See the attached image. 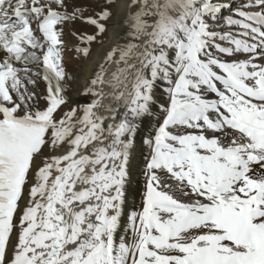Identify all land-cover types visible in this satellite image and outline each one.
Listing matches in <instances>:
<instances>
[{"label": "snow or ice", "instance_id": "snow-or-ice-1", "mask_svg": "<svg viewBox=\"0 0 264 264\" xmlns=\"http://www.w3.org/2000/svg\"><path fill=\"white\" fill-rule=\"evenodd\" d=\"M0 264H264V0H0Z\"/></svg>", "mask_w": 264, "mask_h": 264}, {"label": "bare ground", "instance_id": "bare-ground-1", "mask_svg": "<svg viewBox=\"0 0 264 264\" xmlns=\"http://www.w3.org/2000/svg\"><path fill=\"white\" fill-rule=\"evenodd\" d=\"M71 2L76 4L75 0H71ZM66 34H70L69 28L65 29V36H66ZM114 40H115L114 30L110 26L108 32L105 34V38L103 39V42L102 43H96V44L92 45L91 54H90L89 58H87V59L84 58V62H82V64L80 65L79 72H78L75 80H72L70 84L66 85L67 95H68V97H70V99L73 102L78 103L80 105H83L84 103L90 102V100L92 99L91 97H85L83 95V87L85 85L86 79L95 70L97 62L103 57L105 49ZM71 64H72V62L67 67H69ZM67 67H66V69H67ZM41 84H43V82H41ZM105 91L107 92L108 89H105ZM156 95L158 98L156 107L158 109L161 104L166 102V96L162 95L160 92H157ZM107 103H108V100L107 99L104 100V104H107ZM100 111H101V114H104L103 109H100ZM157 116H158V112L155 115H153V117H152L153 122L155 121ZM151 126H154V123ZM151 126H149L148 130H151ZM141 149H143V154H141ZM146 154H147V146L142 145L140 143L139 138H138L137 148H136V152L134 154L135 155L134 164L136 165V167H134V169H133V171H134L133 182H132L130 190H129L130 195H132V196H135L133 193V192H135L133 187H135V185L138 183L139 179L141 177H143L141 174V168H142L143 155H146ZM134 201H136V199L132 200L128 196L127 211L129 213L133 210L134 206L138 205V204L136 205L134 203Z\"/></svg>", "mask_w": 264, "mask_h": 264}, {"label": "rangeland", "instance_id": "rangeland-1", "mask_svg": "<svg viewBox=\"0 0 264 264\" xmlns=\"http://www.w3.org/2000/svg\"><path fill=\"white\" fill-rule=\"evenodd\" d=\"M76 4H79L85 8L88 9H98L100 7V5L103 3V0H75ZM86 15L91 14L90 12H86ZM70 29V34H66V36L64 35V41H65V45H66V50L64 52V64L67 67L71 62L72 64L67 67V72L69 73V75L72 77L71 80H66L65 86L70 84L72 80H75L78 72H79V67L82 64V62H84V58L83 57H77L74 50H73V46L76 45L78 43V41L75 40V38L72 36L71 32H88L91 33L93 31V29L86 25L83 24L82 22H76L72 25H70V27H68ZM226 30V29H225ZM105 38V36L103 37V39ZM96 44V43H94ZM40 88L41 90L44 88V84L40 83ZM143 187V177H141L138 181V183L135 185V187H133V189L135 190L134 195L132 196L130 195V192L128 194L129 198H131L132 200H135L134 203L137 205L139 204V200L140 197L138 195L139 191L142 190Z\"/></svg>", "mask_w": 264, "mask_h": 264}]
</instances>
